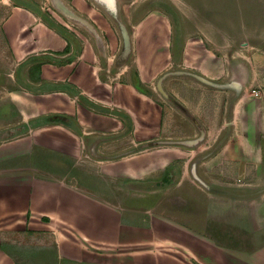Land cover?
<instances>
[{"label": "crops", "instance_id": "1", "mask_svg": "<svg viewBox=\"0 0 264 264\" xmlns=\"http://www.w3.org/2000/svg\"><path fill=\"white\" fill-rule=\"evenodd\" d=\"M2 1L0 264H32L37 250H26L17 237L52 226L66 264L92 247L108 256L105 262L120 264V252L113 251L120 246L127 264H264V231L253 230L246 203L242 224L232 225L230 214L216 220L195 201L174 202L171 210L157 199L159 191L119 196V161L139 152L118 155L119 140L144 143L137 133L160 130L162 107L140 74L128 70L129 51L123 42L115 45L108 29L112 54L103 53L100 7L88 0ZM84 156L88 163L80 162ZM98 162L107 163L105 172L93 167ZM145 166L121 169L133 179ZM166 167L167 174L173 164ZM102 175L110 177L103 182ZM77 245V253L69 249ZM92 255L90 261H100Z\"/></svg>", "mask_w": 264, "mask_h": 264}, {"label": "rangeland", "instance_id": "2", "mask_svg": "<svg viewBox=\"0 0 264 264\" xmlns=\"http://www.w3.org/2000/svg\"><path fill=\"white\" fill-rule=\"evenodd\" d=\"M90 2L101 10L96 16L103 53L112 54L105 29L118 45L124 26L129 40L125 65L140 74L151 98L162 107L160 130L137 133L146 136L144 143L119 140L118 155L139 151L119 161V196L159 191L157 199L171 210L177 207L174 202L195 201L203 215L220 216L216 220L230 214L232 225L241 223L247 204L253 230L264 231V0H88V6ZM2 4L0 0V20L6 13ZM77 28L85 31L83 24ZM85 160L88 163L85 156L80 162ZM154 160L159 162L152 164ZM132 163L146 164L133 179L121 169ZM169 163L173 167L166 174ZM106 164L93 167L105 172ZM108 177L102 175L103 182ZM224 203L230 204L226 211L215 208ZM55 227L17 237L26 250H37L32 264L67 263L56 253ZM70 246L78 252V245ZM116 248L120 264L130 263L125 246ZM96 251L80 249L79 259L70 261L112 264ZM92 254L100 261H90Z\"/></svg>", "mask_w": 264, "mask_h": 264}, {"label": "water", "instance_id": "3", "mask_svg": "<svg viewBox=\"0 0 264 264\" xmlns=\"http://www.w3.org/2000/svg\"><path fill=\"white\" fill-rule=\"evenodd\" d=\"M60 7H62L60 5V3L58 4ZM70 14V13H69ZM121 30H122V36H123V43H124V48H125V53L128 50L129 47V40H128V36L126 34V30L124 29V26L121 25Z\"/></svg>", "mask_w": 264, "mask_h": 264}, {"label": "bare ground", "instance_id": "4", "mask_svg": "<svg viewBox=\"0 0 264 264\" xmlns=\"http://www.w3.org/2000/svg\"><path fill=\"white\" fill-rule=\"evenodd\" d=\"M6 1V0H5ZM241 101V100H240ZM236 112H237V110H236ZM132 173V172H131ZM61 236H63V234H61ZM63 240V239H62Z\"/></svg>", "mask_w": 264, "mask_h": 264}, {"label": "trees", "instance_id": "5", "mask_svg": "<svg viewBox=\"0 0 264 264\" xmlns=\"http://www.w3.org/2000/svg\"><path fill=\"white\" fill-rule=\"evenodd\" d=\"M136 76H137V73H136ZM137 87V86H136ZM168 173H169V171H168ZM163 177H164V175H163ZM198 264V263H197Z\"/></svg>", "mask_w": 264, "mask_h": 264}, {"label": "flooded vegetation", "instance_id": "6", "mask_svg": "<svg viewBox=\"0 0 264 264\" xmlns=\"http://www.w3.org/2000/svg\"><path fill=\"white\" fill-rule=\"evenodd\" d=\"M262 90H264V89L262 88Z\"/></svg>", "mask_w": 264, "mask_h": 264}]
</instances>
